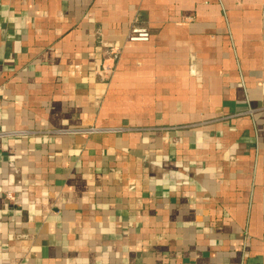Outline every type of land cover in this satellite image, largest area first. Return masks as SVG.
I'll return each instance as SVG.
<instances>
[{
  "label": "crops",
  "instance_id": "1",
  "mask_svg": "<svg viewBox=\"0 0 264 264\" xmlns=\"http://www.w3.org/2000/svg\"><path fill=\"white\" fill-rule=\"evenodd\" d=\"M0 264H264V0H0Z\"/></svg>",
  "mask_w": 264,
  "mask_h": 264
},
{
  "label": "built area",
  "instance_id": "2",
  "mask_svg": "<svg viewBox=\"0 0 264 264\" xmlns=\"http://www.w3.org/2000/svg\"><path fill=\"white\" fill-rule=\"evenodd\" d=\"M150 37L149 30L136 22L132 23L126 36L125 40L129 43L135 42H147Z\"/></svg>",
  "mask_w": 264,
  "mask_h": 264
}]
</instances>
